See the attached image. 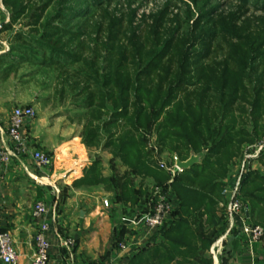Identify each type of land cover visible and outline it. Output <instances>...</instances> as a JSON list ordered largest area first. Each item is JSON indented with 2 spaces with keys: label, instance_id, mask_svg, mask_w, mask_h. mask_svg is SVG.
I'll return each instance as SVG.
<instances>
[{
  "label": "trees",
  "instance_id": "trees-1",
  "mask_svg": "<svg viewBox=\"0 0 264 264\" xmlns=\"http://www.w3.org/2000/svg\"><path fill=\"white\" fill-rule=\"evenodd\" d=\"M243 3L246 1L243 0ZM74 5L72 0H56L54 12L44 18L40 36L34 39L38 49L46 51L37 55V50L31 47L29 51L33 52L26 54L28 42H16L0 56V75L7 78L12 69L27 61L38 68L57 67L58 75L65 73V80L68 70H65L62 57H72V53L65 50V42L78 39L80 32L68 30L55 21H68L76 10ZM46 6V2L36 7L14 4L12 15L14 18L24 15L30 8L28 11H31L33 24H36ZM211 14L202 13L199 21L181 41V38L174 39L173 34L162 41L154 27L156 39L149 48V38L141 39L133 35L128 41L127 50L124 49L114 58L112 50L116 39L108 36L103 43L106 52L100 66L95 64L94 57L91 58L93 60L72 57L71 61L80 59L83 61L82 67H89L88 72H73L78 80H82L83 86L77 94H85L84 108L88 113L81 131L84 144L89 145L97 140L102 136L101 129H104L110 136L105 141L106 146H112L114 155L124 166L130 167L122 179L116 181L113 176H102L100 161L94 160L79 181L101 183L106 189L113 190L116 198L135 204L139 197L145 195V191L142 183L137 189L130 184V173L142 179L151 176L154 184L169 189L170 198L178 200L170 219L154 233V236L161 234L162 240L157 245L147 242L126 264H194L200 250L209 248L212 237L206 234L202 218L205 216L206 222L214 224L227 166L238 153L242 142L253 141L251 134L242 128L235 130V125L247 110L255 124L264 114L261 80L264 67L258 71V63L264 64V15L242 21L243 24L238 26L235 18L231 20L232 17L220 16L221 19L213 20ZM200 21L203 23L200 24ZM204 21L209 24L206 25ZM247 24L251 29L246 28ZM197 30L198 34L193 36ZM64 33L69 34L65 42L61 39ZM217 34L228 43L223 57L212 60L211 64L198 63L200 58H205L211 52L210 42L215 40ZM52 37H55L53 44L48 42ZM194 38L203 43L199 52L194 49ZM192 53H195L193 58ZM191 64H197L194 74ZM194 76L196 80L191 82ZM89 84L92 87L90 91ZM186 85L191 90H186ZM236 103H243L237 108L238 116L234 113ZM245 103L249 107L247 110ZM121 126L126 129L119 132ZM151 127L156 130L158 144L170 147L180 160L187 157L179 152V145H183L187 152L196 154L205 150L201 159L171 176L150 160L148 152L143 149L145 143L141 130ZM114 136H119L120 140L114 141ZM240 194L247 204L249 222L264 228V175L251 169L244 172ZM151 197L147 199L149 203ZM226 228L225 218L221 231L225 232ZM230 233H237L245 239L236 228ZM203 262L212 264L211 259Z\"/></svg>",
  "mask_w": 264,
  "mask_h": 264
},
{
  "label": "rangeland",
  "instance_id": "rangeland-1",
  "mask_svg": "<svg viewBox=\"0 0 264 264\" xmlns=\"http://www.w3.org/2000/svg\"><path fill=\"white\" fill-rule=\"evenodd\" d=\"M245 1L246 3L244 4L243 0H72V4L74 5L75 3L74 6L76 10L71 13V18L68 21H55V23L61 24V26L68 30L80 32L78 39H73L68 43L65 41L69 34L64 33L61 38L66 44L65 50H69V52L72 53V57L73 55L77 57L80 56V59L82 60L83 58L91 59L94 57V60H96L95 64L100 66L102 56L106 52L103 48V43L107 41L108 36L111 37V39L114 37L116 39V44H114L112 50L114 58L116 55L123 52L124 49L127 50V46L129 47L128 41L133 35L140 36L141 39L149 38L147 41V47L149 48L152 43H155L156 39L155 34L153 33L154 27H156L157 31L160 33L162 41L171 34H173L174 39H176V37L178 39L181 38V41L182 37L187 36V31H191L192 26L196 21H199L200 16L205 12H211L212 14L210 15V18L213 20H217L220 16L232 17L231 20L235 18L234 21L238 26L243 24L242 21L247 22L254 17L264 15V2H260L259 0ZM45 2L47 3V6L41 12L42 17L39 20V23L33 24L34 19L30 16L31 11H28L30 8L28 10L26 9L27 11H25L24 15L21 14L15 16V18L13 16L14 14L12 15L14 4H29L30 6L36 7ZM55 6L56 0H18L17 2H4L3 0H0V56L7 52L13 44H16V42L26 44L28 42V49H25L26 54L33 52V50L32 52L29 51V48L31 47H34L37 50V55L45 52V49L44 51L38 49L39 47L34 39L36 40L39 38L42 29L41 24H43L44 18L54 12ZM204 22L206 25L209 24L206 21ZM202 23L203 21H200V24ZM219 24L220 22L216 24L217 29L219 28ZM245 26H247V29H251V26H248V24ZM166 30L168 31L166 32ZM198 31L199 30L193 33V36H196ZM20 35L22 36L21 38ZM54 39L55 37H52L48 42L53 44ZM78 41H80V44ZM205 41H207L206 38ZM193 43L195 45L194 49H196L197 52L201 51L203 43L196 40V38H194ZM226 44L228 43L217 34L215 40L213 41L212 39L210 42L211 52L205 56V58H200L198 63L202 62V64H211L212 60H218L223 57L227 49ZM58 45L59 44H57V46ZM120 46L122 48H120ZM194 55L195 53H192L191 58H193ZM72 57L69 58L66 55L62 57V63H65V70H68L65 80V73L58 75L59 69H57V67L42 66L38 68L37 65L27 61L18 65L16 69H12L7 79L0 75V99H13L14 104L31 103L36 107V118L42 117L48 121L50 120L60 130L64 129V127H72L73 133L81 134L83 125L88 119V113H85L86 109L84 108L85 104L83 97L85 94H77L80 87L83 86L82 80H78L73 72L78 70L79 72L80 70L85 72L89 70V67L87 69H85L86 67H82L83 61H80V59L77 62L71 61L73 60ZM16 59L18 58H15V60ZM195 65L191 64V69L193 68L192 74L195 72ZM258 65V71L260 72L262 71L264 64L259 62ZM195 80L196 77L194 76L192 77L191 82ZM261 80L263 84L262 95L264 96V71ZM91 89V84H89L88 91ZM186 90H191V88L186 85ZM242 104L236 103L234 105V113L236 116L240 114L239 109L237 108ZM246 104L247 103H245L244 106H246L245 108L247 110L249 107ZM235 126H237L235 127V130L242 128L245 132L251 134L253 141L242 142L238 153L232 158L227 166L228 170L225 177L222 179L223 188L235 174L236 168L240 163L246 147L264 140V114H261L255 124L252 115H250L247 110L246 113L242 114V117L238 120L237 125ZM125 129V126L118 128L119 132H122ZM103 130L104 129H101L102 136H107L108 133L106 130ZM141 132L145 143L143 149L148 152L149 159L153 160L159 168L164 169L171 176L180 172L181 170L175 165V157H177V153L174 150H170V147H161L160 144H158L155 128H142ZM114 138V141L120 140L119 136H114ZM92 145L93 144L91 143V146ZM110 150L112 153L110 161L113 162L114 159L116 161V171H114L115 173L113 172V174L111 172V174L116 178V181L117 179L120 181L119 177H121V174L126 170H130V167L124 166V170L123 167L120 166L121 163L118 161V157L114 155L115 150L113 148ZM204 151L205 150H202V153ZM179 152L186 158L192 151L187 152L183 145H179ZM202 153H200L201 156ZM250 169L256 170L260 175H264L263 154L250 160L248 170ZM129 179L131 180L130 184L134 185L136 189L139 187L136 185H139L140 183H142V185L144 184L142 187L145 191L144 198L150 199L154 188L157 186V184L153 183V178L151 176H146L142 179L141 176L130 173ZM222 198L225 200L223 194ZM223 199H221L223 204L216 207V210L219 211V216L216 215L215 210V224H222L225 220ZM137 213H142V211L124 209L122 214L131 216ZM202 221L204 228L206 229V234L209 237H212V243H214L220 237L215 235V231H217L215 224H209L206 222L205 216H203ZM161 240L162 235L159 234L156 242L153 244L157 245ZM117 241L118 238L116 239V242ZM212 243L210 244L211 246ZM258 243H261L260 246L264 248L263 239ZM240 254L241 252H238V255ZM262 254H264V251ZM241 258H243V256H238V259ZM209 259L213 260L210 246L207 249L200 250L199 258L195 260L194 264H204L203 261ZM257 259L259 260L262 258L258 257ZM191 262H193V260Z\"/></svg>",
  "mask_w": 264,
  "mask_h": 264
},
{
  "label": "crops",
  "instance_id": "crops-1",
  "mask_svg": "<svg viewBox=\"0 0 264 264\" xmlns=\"http://www.w3.org/2000/svg\"><path fill=\"white\" fill-rule=\"evenodd\" d=\"M13 102V99H0V120L5 124L11 110L17 105L32 106L35 118L26 120L24 126L29 147L54 158L50 166H39L28 156L16 158L9 164L0 162V231H9L12 235L17 253L15 264L31 262L33 238L41 221L31 214L32 206L37 201H43L49 208L43 218L49 224L48 264H126L147 242H156L158 235L154 236L143 226L120 227L124 209L145 212L149 206L148 198L141 196L135 204H131L130 201L116 198L114 191L106 189L101 183L79 181L94 160L100 161L102 176L110 177L116 171L115 159L110 161L112 146L105 144L110 136H99V142L94 140L92 146L85 145L81 134L73 133L72 127L60 130L50 120L36 118L37 111L33 104ZM77 181L78 184H74ZM104 199L108 201V206L103 205ZM172 201L176 206L178 200L174 198ZM221 204L222 200L217 207ZM216 215L219 216L217 210ZM215 228L216 236L224 234L222 224H215ZM68 240L73 245H66L65 241ZM119 241L126 243L125 250L118 249ZM261 243L248 248L243 237L230 233L223 238L222 247L212 264H263L264 248L260 246ZM238 252L241 254L238 255ZM238 256L243 258L238 259ZM258 257L262 259L258 260ZM0 264L7 263L0 259Z\"/></svg>",
  "mask_w": 264,
  "mask_h": 264
},
{
  "label": "built area",
  "instance_id": "built-area-1",
  "mask_svg": "<svg viewBox=\"0 0 264 264\" xmlns=\"http://www.w3.org/2000/svg\"><path fill=\"white\" fill-rule=\"evenodd\" d=\"M35 110L30 105H17L11 110L7 122L0 120V162L9 164L14 159L28 156L39 166H50L54 158L43 151L32 150L29 147L27 134L24 131L26 120L35 118ZM264 155V140L257 144L246 147L244 154L236 168L235 174L222 190L225 198V218L227 228L211 246V254L215 259L222 247L223 238L236 228L245 237L247 245L252 248L261 241L264 235V228L259 224H252L248 220V208L240 194L241 177L248 170L251 159ZM108 206V201H102ZM174 208L172 199L169 196V189L156 186L152 192L151 202L147 211L134 215H123L120 218L122 226H143L149 233H155L164 223L170 219ZM48 206L43 201L33 204L31 214L40 219L34 234V252L30 264H48L50 259V242L47 236L49 224L43 220L48 213ZM66 245H73L71 240L65 241ZM127 247L124 241L118 242V249L123 251ZM0 259L7 264H15L17 253L14 247L13 238L9 231H0ZM92 264H101L94 262Z\"/></svg>",
  "mask_w": 264,
  "mask_h": 264
},
{
  "label": "water",
  "instance_id": "water-1",
  "mask_svg": "<svg viewBox=\"0 0 264 264\" xmlns=\"http://www.w3.org/2000/svg\"><path fill=\"white\" fill-rule=\"evenodd\" d=\"M200 159V153L194 154V152H191L189 158H187L186 160H179L177 157H175V165L178 169L182 170L190 167L192 164L198 162Z\"/></svg>",
  "mask_w": 264,
  "mask_h": 264
}]
</instances>
